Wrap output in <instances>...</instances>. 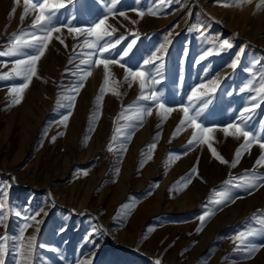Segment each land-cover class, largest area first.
<instances>
[{"label":"rangeland","instance_id":"rangeland-1","mask_svg":"<svg viewBox=\"0 0 264 264\" xmlns=\"http://www.w3.org/2000/svg\"><path fill=\"white\" fill-rule=\"evenodd\" d=\"M110 2L74 0L61 9L57 19L60 23L71 20L74 27H90L104 17ZM258 4L260 0L239 6L233 0H172L171 3L120 0L114 9L116 15L109 16L105 27L111 26L109 31L117 29L113 42L121 35L126 39L101 58L120 60L124 67L109 65L112 75L100 101L97 96L103 83L102 65L91 67V75L78 94L72 91L81 74L78 67H88L80 61L95 60L96 55H87L94 50L83 48L84 37L73 39L74 34H68L67 29L62 35L54 34L61 35L64 44L55 39L49 44L38 64L39 78L32 79L21 103L13 104L14 94H10L9 89L23 80L0 79V186L8 193L6 218L0 224V238L6 237L0 239V245L6 249L4 264H17L18 261L24 264L14 238L25 224L30 225L25 236L36 237L34 254L27 264H83L87 261L90 264H155L157 260L160 264H198L196 256L192 259V251L183 252L185 245L196 241L195 235L192 238L188 235L190 231L183 233L178 227H174L175 231L172 227L161 230L159 226L165 221L175 223L180 219L179 214L189 210L185 208L200 190L195 188L197 186L190 187L187 180L195 175L193 166L197 164L196 160L199 163V154L208 146L188 145L193 132L190 127L185 126L175 136L173 132L183 117L179 106L192 108L198 103L189 104L192 88L212 79L218 80L212 68L230 66L237 57L234 76L224 77L222 82L225 95L232 98L231 106L239 107L228 123L235 122L241 110L251 105L253 93L238 91L253 80L254 73V85L259 87V76L264 72V5L257 9ZM13 7L16 12L10 18ZM133 9L143 11V18ZM149 10L159 14L149 15ZM122 11L129 19L119 16ZM22 12L23 0L19 5H15L14 0H0V52L7 50L13 34L21 30L33 31L29 25L34 15L21 21ZM132 20L138 22L132 24ZM133 39L136 44L132 51L121 59L123 49ZM225 39L233 45L231 48L219 47ZM161 44H165L166 49L157 53L163 55L162 79L157 77L160 83L148 91L155 90L167 107L176 109L170 114L163 113L151 101H139V82H132L131 77L128 81L124 79L126 68L135 71ZM210 49L213 54L201 61L200 57ZM25 51L32 54L29 49ZM214 55L220 56L214 61L208 60ZM17 58L0 56V75L10 74ZM145 70L154 74V66H147ZM130 82L131 87L128 86ZM112 88L120 95H113L109 90ZM70 96L76 97L72 107H68L72 103L68 99ZM163 96L168 99L164 100ZM137 104L151 107L153 114L136 122L130 130V140L118 138L112 141L114 129L125 123L117 117L124 108ZM69 112L71 115L65 126L60 121ZM245 115L251 117L247 121V130L254 135L264 131V102L254 113ZM207 117L202 125L215 129L208 133L212 137L210 143L222 156L229 149L236 151L244 143L243 137L225 136L222 129L228 124H213ZM110 143L112 151L108 150ZM121 144H126V150H121ZM153 144L155 148L150 147ZM256 145L242 151L234 168L231 167L234 156L225 158L229 161L227 170L225 164L213 171L202 166L199 175L207 178L208 173L213 172L217 179L210 184L208 192L217 189L225 180L233 178L235 181L245 176L252 157L244 154ZM148 155L152 158L147 159ZM125 204L135 205L132 207L134 219L129 224L127 220L123 222V215L120 222L117 219V210ZM37 211H40L38 225L27 219ZM191 216L192 212H189L183 218L184 223L190 222L185 218ZM152 228L156 238L143 243L141 240ZM216 229L210 244L215 256L236 243L234 237L226 244L224 232ZM162 234L169 240L168 244L178 246V253L156 252L155 249L165 241L160 238ZM261 256L264 258V252L257 260ZM238 257L229 263L221 256L216 264H260L258 261L245 263L240 261L241 256Z\"/></svg>","mask_w":264,"mask_h":264},{"label":"snow or ice","instance_id":"snow-or-ice-1","mask_svg":"<svg viewBox=\"0 0 264 264\" xmlns=\"http://www.w3.org/2000/svg\"><path fill=\"white\" fill-rule=\"evenodd\" d=\"M74 0H23V12L20 16V20L24 21V19L28 15H34L31 24L29 27L33 30L31 32H24L21 30L19 33L13 34V37L10 41L9 47L6 51L0 52V56H14L19 57L13 61V66L11 68V72L0 75V79H14L20 78L23 80V83L18 86H14L9 89L10 94L13 95V104L21 103L23 99L24 91L29 87L32 79L34 77H38V63L41 58L45 55V52L52 42L53 39L58 40L61 44H64V40L61 39V35L63 34V30L67 29L68 34L73 35V39H78L80 36H83L82 47L90 50H94V52H90L87 55L92 56L96 55V59L93 60L91 58L82 59L80 61L81 65L88 66L87 68H79L78 71L81 73L78 76V80L76 84L73 85L72 91L75 93H79L80 89L84 87V81L91 75V67L95 66H103V83L101 85L100 94L97 96V101L103 99V94L105 92V87L109 84V77L111 74L109 65L112 64H120V60L110 59V58H101L104 57L105 53H110L115 50L118 45L121 44V41L125 40L126 37L121 35L119 38L115 39L113 42V36L117 29L111 28V31L108 30V27H105L106 21L109 16H115L116 12L114 11L115 6L120 2V0H111L110 4L106 6V14L103 18L99 19L98 22L93 23L90 27H74L72 26L71 20L67 23H60L57 19L58 13H60L61 9H65L68 4L73 3ZM172 0H161V3H171ZM238 6L243 3H250L251 0H233ZM15 5L20 4V0H14ZM262 5H264V0H260V4L257 5V9H259ZM133 11L137 12V15L140 18H143L145 13L143 11H138L133 9ZM16 12V7L11 9L9 16L11 18ZM149 15L156 16L159 14L158 11L149 10ZM119 16L123 17L125 20L129 19L126 12H119ZM138 21L132 20V24H136ZM195 27V26H193ZM191 30V29H190ZM54 34H61L55 35ZM203 34V33H201ZM138 38V37H137ZM166 42L167 37L165 38ZM136 44V39H133L130 43L127 44V47L123 49V53L121 59L127 57L129 53L132 51L134 45ZM233 45L229 42V40L225 39L220 42L219 47L221 49L231 48ZM67 47V45H65ZM25 49H29L32 51V54H29L25 51ZM165 44H161L160 47L151 54L150 57L143 60V63L138 67L135 71L132 68L125 69V81H128V78L131 77L132 82H139V88L141 90L140 96L138 97L139 101H151L155 105H157L158 109L163 111L165 114H170L176 109L167 107L161 100L160 94L155 90L148 91L152 88L153 85L160 83V79H162L161 72L163 67V55H157V53H163L165 51ZM243 49H241V52ZM212 50L210 49L203 56L200 57V60H204L206 56L211 55ZM239 57L232 62L230 67L235 69L238 64ZM159 62V63H158ZM199 63V61H197ZM71 63V58L69 60ZM154 66V74L146 71L147 66ZM121 67H124L123 64H120ZM66 71H68L66 69ZM157 77H160L158 79ZM256 79V74H253V80L249 81L248 84L245 85L241 91H252L255 92L256 95L251 97L252 103L249 107H245L241 110L240 116L237 117V120L233 123L228 124L226 127L222 129L225 136H232L237 139L243 137L244 143L240 145V147L236 150L234 154V159L231 161V167H236L241 157L242 151L248 150L254 143L259 144L261 149H264V142L261 139L257 138L252 132L247 130V121L251 118L250 115H245L246 113L251 114L254 113L256 108L259 107L261 102H264V72L260 73L259 76V87L254 85V81ZM219 81L216 79L209 80L207 83L198 84L192 88L190 95L188 96L189 104H193V102H198L192 108L189 105H180L179 110L183 112V117L179 121V124L176 127V130L173 132V136L179 133L185 126L193 129L191 138L188 140V145L191 147L196 143L206 144L209 150L212 153V156L218 160L221 164H229V161L226 160L217 150L212 146L210 140L212 137L208 135L215 131V129L205 128L201 123L198 122V118L201 116L203 110L207 108L208 104L211 103V97L215 93ZM129 87L132 86L130 82ZM113 95H120V93L115 89H109ZM75 96H70L68 99L72 102L68 105V107H72L75 102ZM128 113V115H125ZM151 107H144L142 105L137 104L136 106L129 105L127 108H124L120 115L117 117V120L123 119L125 123L120 125L114 129V135L112 137V141H116L118 138H122L127 141L131 139L130 130L135 127L136 122H142L146 115H152ZM71 113L69 112L67 115H64L61 124L67 126V121L69 120ZM55 140V137H53ZM151 148H155V144L150 146ZM109 151H112V145H109ZM121 150H126V144H121ZM151 155H148L147 159H151ZM179 157H177L178 159ZM143 165V162H142ZM256 165L261 166L264 165V153L256 160ZM197 170L193 167L192 172L195 173ZM116 172H119V169H116ZM238 182L234 183V179L230 178L223 182V187L219 191H214V199H210L209 203L213 205V207H208L205 205L207 209L200 217L201 224H203L207 218L211 217L215 214V208L221 205L226 204L228 201L232 199V188H244V189H253L258 187L262 181H264V175H258L253 169L250 173L246 172L245 176L236 178ZM187 183H191V180L188 179ZM187 183L184 184V187H187ZM251 194V193H250ZM7 196L8 193L6 190L0 186V224H3L6 213L4 210L7 207ZM134 204H125L122 205V209L125 210L124 214L127 215L128 211ZM42 211V210H41ZM19 215V213H16ZM40 215V211L35 212L34 215L29 216L27 219L34 221L37 225L40 221L37 217ZM254 220L257 218L254 216ZM258 227L249 228L246 231H242L237 236V240H239V244L243 245V248H239L238 250L243 251L247 254L248 258H251L252 255L255 254L259 250L260 247H264V245H256L255 243L250 242V238H255L256 236L264 235V217L258 218ZM30 227L29 224H25L19 230V235L14 239L18 242L16 244L17 251L24 261V264L31 259L35 250V240L36 237L33 236H25V232L27 228ZM38 230V229H37ZM201 229L198 228L197 231ZM0 239H6L0 238ZM41 247H43L41 245ZM5 246L0 245V264H4V254H5ZM17 264H21L20 261ZM83 264H90V261L83 262ZM155 264H160V261L157 260Z\"/></svg>","mask_w":264,"mask_h":264},{"label":"crops","instance_id":"crops-1","mask_svg":"<svg viewBox=\"0 0 264 264\" xmlns=\"http://www.w3.org/2000/svg\"><path fill=\"white\" fill-rule=\"evenodd\" d=\"M213 54V52H212ZM220 56V55H218ZM217 55H214V57L209 58L208 60L214 61L213 59H217ZM215 63H214V68H215ZM213 75L217 76L219 84L217 86V89L215 93L211 97V103L208 104L207 108H205L201 114V116L198 118V122L201 124H204L206 121V117L212 121L213 124H223L226 126L229 124L228 122L232 121L233 119V112H235L239 107H237L235 104L231 106V97L225 95V87L223 86L222 82L224 77L227 76H234L235 69H232L229 65H221L220 67H217L215 69L212 68ZM247 92V90H245ZM245 91H238L239 93H245ZM164 91H161L163 93ZM168 93V90L166 91ZM185 92V91H184ZM252 92V91H250ZM253 95H256L255 92H252ZM164 100L168 99V96H163ZM235 99V98H233ZM238 99V98H237ZM238 102V100H237ZM247 103V102H246ZM221 126V125H219ZM257 138L261 139L262 142H264V131L257 132L255 134ZM220 138H217V140ZM204 147L205 144H200L199 146ZM231 144H229V147ZM202 154H199V158L201 160H196L195 165H198L197 167L194 165L193 167L196 168L195 175L191 177V183L190 187L197 186L195 188H198L200 192H198L196 197H193L190 199V205L187 206L185 209V212L179 214L180 219H176L175 223H168L165 221V223L161 224L159 227L161 230H164L166 227L168 228H179V231L183 232L190 231V234L188 235L192 236V238H195L196 241H192L189 246L185 245L183 247V252L187 253L188 251H192L193 257L192 259H195V256L198 258V264H216L217 258L223 257L224 256V261H228L229 263L232 258H237L238 256H241L240 261L243 262H259L260 264H264V258L261 256L260 260H257V257L264 252V247H260L257 252H255L254 255L251 256V258H248L247 254L243 251L238 250L239 248H243V245L239 244V240H237V236L239 235L240 232L246 231L249 228L252 227H258V218L264 217V181L261 182V184L253 188L251 190L249 189H244V188H232V199L228 201L226 204L221 205L219 207L215 208V214L212 215L211 217L207 218L206 221L201 224V221L199 217L207 210L205 208V205H208V207H213L209 203L210 199H214V191H219L223 187V183L218 186V188L214 189L211 192H208V189H210V184L213 185L217 179L216 176H213L212 173H208L207 178L203 175L200 174V169L202 166L207 168L209 171L213 170H219L222 166V164L216 160L213 156L209 148L203 149ZM236 151L233 149L227 150L226 154L223 155L224 158L227 159V157L231 156L233 157ZM264 153V149H261L259 144L256 145L251 151H248V154L244 156L245 157H252L249 168L247 169V173H250L253 169H255V172L258 175H264V166H257L256 165V160L261 156V154ZM202 163V165H201ZM205 164V165H204ZM228 168V165H226V170ZM215 173V172H214ZM194 174V173H193ZM201 177V179H200ZM242 177V176H241ZM235 182H238V180H235ZM208 192V193H207ZM251 193V194H250ZM194 194V193H193ZM209 195L206 199L205 196ZM130 205V204H129ZM125 210L122 208L117 210V219L118 222H120L122 215H123V222L126 223V220L128 221V224L130 223L131 220L134 219V212L132 208L130 211H128V214H124ZM189 212H192V216L189 218H185L187 220L186 223H184V217L189 214ZM256 217L257 219L254 220L253 217ZM228 225V226H227ZM124 226V225H123ZM120 228V226H119ZM127 228H131V225H127ZM174 228V231H175ZM200 228V231H197V229ZM222 230L223 237L226 241V244L230 240H233L234 237H236V243L232 245V248L223 251L222 254H218L215 256L216 252L212 249L210 244H212V236L215 234V231L217 230ZM153 228L149 230V233L145 235V238L141 240L145 244L147 242H150L151 238H156V232H152ZM180 232V233H181ZM184 235V234H183ZM182 235V236H183ZM163 237L164 243L160 244V247L158 249L156 248V252L159 251H168L171 254L176 252L178 253V246L175 247V245L168 244L169 240H166V237L164 238V235L162 234L160 238ZM171 242V241H170ZM251 243H255L256 245H264V235L256 236L255 238H250ZM225 248V246H224ZM154 249V248H152ZM150 251L151 248H149ZM201 253L202 255H199ZM221 253V252H220ZM196 254V255H195ZM239 258V257H238ZM211 260V261H210ZM249 260V261H248ZM255 262V263H256Z\"/></svg>","mask_w":264,"mask_h":264},{"label":"bare ground","instance_id":"bare-ground-1","mask_svg":"<svg viewBox=\"0 0 264 264\" xmlns=\"http://www.w3.org/2000/svg\"><path fill=\"white\" fill-rule=\"evenodd\" d=\"M46 55H47V54H46ZM42 58H43V57H42ZM42 60H43V59H42ZM42 60H41V61H42ZM46 60H47V59H45V61H46ZM39 63H40V62H39ZM39 63H38V64H39ZM259 258H260V257H259ZM261 260L263 261V259H261Z\"/></svg>","mask_w":264,"mask_h":264},{"label":"built area","instance_id":"built-area-1","mask_svg":"<svg viewBox=\"0 0 264 264\" xmlns=\"http://www.w3.org/2000/svg\"><path fill=\"white\" fill-rule=\"evenodd\" d=\"M217 247H218V248H221V246H220V245H218Z\"/></svg>","mask_w":264,"mask_h":264}]
</instances>
